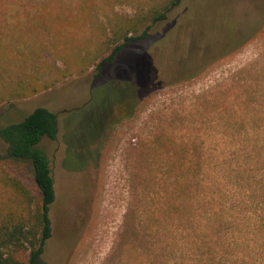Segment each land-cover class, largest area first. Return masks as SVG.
Instances as JSON below:
<instances>
[{"label": "rangeland", "instance_id": "obj_1", "mask_svg": "<svg viewBox=\"0 0 264 264\" xmlns=\"http://www.w3.org/2000/svg\"><path fill=\"white\" fill-rule=\"evenodd\" d=\"M149 1L0 0V126L37 107L58 118L40 143L55 201L38 264H264V0H184L97 71L100 33ZM19 185L37 194L0 138V210ZM202 203L240 225L229 254L186 240Z\"/></svg>", "mask_w": 264, "mask_h": 264}, {"label": "trees", "instance_id": "obj_2", "mask_svg": "<svg viewBox=\"0 0 264 264\" xmlns=\"http://www.w3.org/2000/svg\"><path fill=\"white\" fill-rule=\"evenodd\" d=\"M183 1L150 0L145 11H139L116 25L109 36L100 33L96 47L99 48V52L106 47L110 53L106 57L95 55L91 59L99 60L95 65L96 70L99 71L104 65L112 64L129 45L148 39L152 29L165 21ZM93 52H86L85 56ZM85 56H82L80 60L84 61ZM27 86L13 89L11 94L18 98L26 97L36 91L35 88L27 90ZM3 97L0 96L1 101L4 99ZM117 116L120 118L121 115L117 113ZM57 134V115L44 107H37L21 119L9 121L0 126V138L6 144L7 157L30 164L33 183L37 190V194L32 196L26 188L20 185L15 186L16 197L14 200L17 202L13 200V203L6 204L0 210V264H23L15 257L18 252L28 254V264H38L44 253L46 243L51 236L49 213L55 201V190L50 160L40 147V143L43 139L55 140ZM234 182L239 188H244L245 177L237 175L234 177ZM197 196L196 201L200 203L204 193H198ZM213 201L215 202L214 199ZM212 207L207 203L201 204L203 214L207 216L203 219L204 223L199 219V215H196L195 221L194 219L189 221L187 227L190 232L185 235L186 240L201 252L207 250L214 253L217 247L222 248L225 254H229L231 252L230 242L236 244L237 240L235 237L227 238V232L235 233L234 229L239 228L240 225L238 223L235 225L234 223L225 224L223 222L226 221L224 211L211 212ZM167 211L169 214L177 212L180 215H185L189 209L185 205H178L168 208ZM239 223L241 229L247 227L243 221H239ZM220 256L223 260L222 253Z\"/></svg>", "mask_w": 264, "mask_h": 264}, {"label": "flooded vegetation", "instance_id": "obj_3", "mask_svg": "<svg viewBox=\"0 0 264 264\" xmlns=\"http://www.w3.org/2000/svg\"><path fill=\"white\" fill-rule=\"evenodd\" d=\"M129 110V109H128Z\"/></svg>", "mask_w": 264, "mask_h": 264}]
</instances>
